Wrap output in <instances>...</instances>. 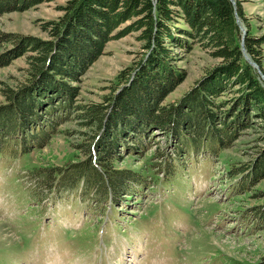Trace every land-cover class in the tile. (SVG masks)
<instances>
[{"label": "trees", "instance_id": "trees-1", "mask_svg": "<svg viewBox=\"0 0 264 264\" xmlns=\"http://www.w3.org/2000/svg\"><path fill=\"white\" fill-rule=\"evenodd\" d=\"M46 1L0 0V15ZM63 1L58 6L61 15L42 25L46 39L0 32V46H12L0 55V66L28 54L29 74L26 84L1 89L0 156L17 158L40 150L57 133L58 122L71 114L88 130L63 166L29 169L38 199L77 189L99 204L130 196L141 187L142 172L117 169L114 162L129 145L134 152L148 147L155 131L166 137L169 148L155 149L153 155L163 162L146 163L147 168L151 174L162 170L169 178L190 156L217 158L241 129L256 122L264 129V80L249 61L264 74V34L247 31L241 45L236 19L244 20V12L239 0ZM125 22L128 25L119 29ZM132 32H138L142 51L117 73L103 100L72 105L75 88L65 80L84 72L108 41ZM195 44L217 63L179 99L166 103V96L185 78L174 50L188 52ZM226 91L236 95L221 99ZM237 170L231 169L230 175ZM241 172L237 190L244 193L264 178V146ZM258 212L264 222V204Z\"/></svg>", "mask_w": 264, "mask_h": 264}, {"label": "rangeland", "instance_id": "rangeland-1", "mask_svg": "<svg viewBox=\"0 0 264 264\" xmlns=\"http://www.w3.org/2000/svg\"><path fill=\"white\" fill-rule=\"evenodd\" d=\"M239 1L244 12V20L238 19L240 34L245 30V34L263 35L264 0ZM63 2L50 0L4 13L0 32L46 39L42 25L61 15L58 6ZM137 35L132 32L108 41L84 72L75 80H65L75 88L72 105L103 100L117 73L142 51ZM11 47L0 46V55ZM174 53L185 78L166 96V103L179 99L217 63L198 44L188 52L175 49ZM27 55L0 66V103L4 102L1 89L28 82ZM235 95L226 91L220 98L229 101ZM58 123L57 133L40 150L17 158L0 156V264L264 263V222L258 216L264 204V178L249 186L248 192L237 190L241 171L264 146V129L258 122L238 131L217 158L190 156L169 178L162 170L151 174L146 164H162L153 151L169 148L165 136L155 131L147 139L148 147L139 152L129 150L126 141L127 150H122L114 166L142 172L143 183L130 196L103 204L81 195L79 189L49 193L42 199L33 193L29 169L40 164L63 166L75 145L88 135L75 114ZM233 168L238 173L231 176Z\"/></svg>", "mask_w": 264, "mask_h": 264}, {"label": "water", "instance_id": "water-1", "mask_svg": "<svg viewBox=\"0 0 264 264\" xmlns=\"http://www.w3.org/2000/svg\"><path fill=\"white\" fill-rule=\"evenodd\" d=\"M236 21H237V23L239 22L238 21V18L236 19ZM244 36H245V30H243V34L241 35V45H243V38H244ZM246 58L249 60V58L246 56ZM250 61V63L254 66V67H256L257 68V65L253 62V61H251V60H249ZM263 80H264V78H263Z\"/></svg>", "mask_w": 264, "mask_h": 264}]
</instances>
